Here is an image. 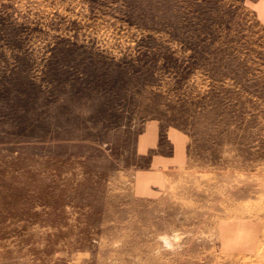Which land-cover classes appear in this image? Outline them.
Wrapping results in <instances>:
<instances>
[{
	"label": "rangeland",
	"instance_id": "374dc122",
	"mask_svg": "<svg viewBox=\"0 0 264 264\" xmlns=\"http://www.w3.org/2000/svg\"><path fill=\"white\" fill-rule=\"evenodd\" d=\"M0 264H264V0H0Z\"/></svg>",
	"mask_w": 264,
	"mask_h": 264
},
{
	"label": "bare ground",
	"instance_id": "6f19581e",
	"mask_svg": "<svg viewBox=\"0 0 264 264\" xmlns=\"http://www.w3.org/2000/svg\"><path fill=\"white\" fill-rule=\"evenodd\" d=\"M231 234H232V231H231ZM230 241V240H229Z\"/></svg>",
	"mask_w": 264,
	"mask_h": 264
}]
</instances>
